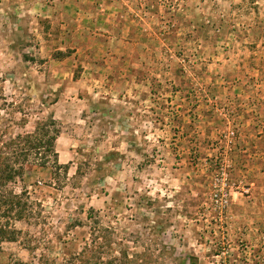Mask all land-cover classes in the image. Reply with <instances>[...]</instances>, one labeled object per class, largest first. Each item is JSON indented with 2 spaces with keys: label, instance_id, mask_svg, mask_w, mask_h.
Returning a JSON list of instances; mask_svg holds the SVG:
<instances>
[{
  "label": "rangeland",
  "instance_id": "rangeland-1",
  "mask_svg": "<svg viewBox=\"0 0 264 264\" xmlns=\"http://www.w3.org/2000/svg\"><path fill=\"white\" fill-rule=\"evenodd\" d=\"M51 114L0 264H264V0H0V137Z\"/></svg>",
  "mask_w": 264,
  "mask_h": 264
},
{
  "label": "trees",
  "instance_id": "trees-1",
  "mask_svg": "<svg viewBox=\"0 0 264 264\" xmlns=\"http://www.w3.org/2000/svg\"><path fill=\"white\" fill-rule=\"evenodd\" d=\"M59 133L57 120L51 114L47 119L38 121L30 133L18 134L7 141L0 137V251L3 242L18 240L21 231L15 226L17 221L31 219L41 211V204L31 199L25 181L27 164L50 169L55 175L62 168L67 171L68 167L59 162L56 150ZM18 182L22 183L19 191L15 187ZM99 238L104 239L103 234L93 235L91 241L85 244L82 251L73 255L68 264H105L100 257L104 247H100ZM115 261L117 264H143L138 256H130L126 252L110 260V263Z\"/></svg>",
  "mask_w": 264,
  "mask_h": 264
}]
</instances>
